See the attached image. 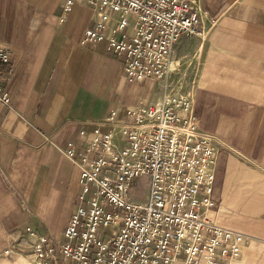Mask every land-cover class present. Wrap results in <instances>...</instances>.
Segmentation results:
<instances>
[{
  "label": "crops",
  "instance_id": "crops-1",
  "mask_svg": "<svg viewBox=\"0 0 264 264\" xmlns=\"http://www.w3.org/2000/svg\"><path fill=\"white\" fill-rule=\"evenodd\" d=\"M63 2L0 0L10 97L0 103V264H35L34 231L57 240L69 219L79 169L60 150L94 127L122 141L129 112L157 101L163 86L194 101L214 141L212 218L245 236L240 259L223 264H264V0H192L197 33L174 44L164 80L140 82L126 80L104 42L81 43L101 10L76 0L63 14ZM106 13L109 35L117 14Z\"/></svg>",
  "mask_w": 264,
  "mask_h": 264
},
{
  "label": "built area",
  "instance_id": "built-area-1",
  "mask_svg": "<svg viewBox=\"0 0 264 264\" xmlns=\"http://www.w3.org/2000/svg\"><path fill=\"white\" fill-rule=\"evenodd\" d=\"M76 0H64L66 14ZM101 10L81 43L104 42L122 60L128 82L164 80L174 44L197 33L192 0H80ZM117 14L106 35L109 16ZM9 53L0 47V103L10 97L1 80ZM194 101L163 91L129 112L132 125L94 127L80 146L60 150L79 169L80 192L60 240L34 231L35 264H223L241 257L245 236L212 218L216 148L199 129ZM114 114L104 120L112 126ZM148 177L144 204L129 202L133 181ZM27 232H32L30 228ZM11 250L5 249L4 255Z\"/></svg>",
  "mask_w": 264,
  "mask_h": 264
},
{
  "label": "rangeland",
  "instance_id": "rangeland-1",
  "mask_svg": "<svg viewBox=\"0 0 264 264\" xmlns=\"http://www.w3.org/2000/svg\"><path fill=\"white\" fill-rule=\"evenodd\" d=\"M148 177L142 176L136 178L128 193V200L134 204H144L148 195ZM57 240H60L59 234L55 233L54 236Z\"/></svg>",
  "mask_w": 264,
  "mask_h": 264
}]
</instances>
